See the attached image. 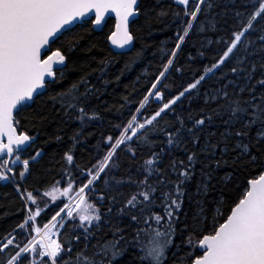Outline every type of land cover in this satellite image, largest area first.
I'll return each instance as SVG.
<instances>
[{
  "label": "trees",
  "instance_id": "16d2710c",
  "mask_svg": "<svg viewBox=\"0 0 264 264\" xmlns=\"http://www.w3.org/2000/svg\"><path fill=\"white\" fill-rule=\"evenodd\" d=\"M137 10L127 51L107 43L112 17L50 43L64 67L14 113L32 142L0 180V264H189L264 170V0H139ZM151 90L175 98L159 110ZM94 173L85 192L96 220L65 219L60 250L39 255L34 225L68 199L50 190L76 191Z\"/></svg>",
  "mask_w": 264,
  "mask_h": 264
},
{
  "label": "water",
  "instance_id": "95a60500",
  "mask_svg": "<svg viewBox=\"0 0 264 264\" xmlns=\"http://www.w3.org/2000/svg\"><path fill=\"white\" fill-rule=\"evenodd\" d=\"M138 2L0 0V157L24 151L32 142L18 131L14 113L64 67V55L50 50V43L85 19L92 17V27L100 30L112 17L107 43L115 52L127 51L134 43L129 27L138 15ZM197 249L200 255L189 264H264V170L248 180L242 197L213 233L199 239Z\"/></svg>",
  "mask_w": 264,
  "mask_h": 264
},
{
  "label": "rangeland",
  "instance_id": "374dc122",
  "mask_svg": "<svg viewBox=\"0 0 264 264\" xmlns=\"http://www.w3.org/2000/svg\"><path fill=\"white\" fill-rule=\"evenodd\" d=\"M179 1L180 3L182 4H187V0H177ZM237 40V36H236V39L234 40V42L232 43V45L235 43V41ZM231 45V46H232ZM230 46V47H231ZM229 47V48H230ZM229 48L222 54V57L220 58V61L223 59V57L227 54V52L229 51ZM158 95V100L157 102L160 104V109L159 110H162L163 108H165L166 106H168L173 100L175 97L171 98L169 101H163L161 99V96L158 94V93H154L153 90H151L148 94V96H151L152 98H155V96ZM158 110V111H159ZM139 123L137 122H133V123H128L126 125V127L123 129L121 135H124L125 132L127 133L128 131H130L131 129H133L135 126H138ZM16 162H15V165L19 162H23V158L21 156L17 157L16 158ZM104 161H102L103 163ZM102 163L99 165V167L97 168L96 172L99 170V168L101 167ZM95 173L89 178V180L87 181L88 184L83 188V190L81 192L80 191V187H78V189L73 190L70 186L66 187L65 189H61V188H58L57 186H55L54 188H52V190H50V194L52 195H55V194H58V193H61L62 191L64 192V194L66 195V197H68V199L66 200V202L63 204L65 205L68 201H70L71 199H74V202L72 203V205L67 209V211L63 214V215H58L57 217L53 216L51 219V222L52 224H50L49 226H47L44 231H43V236H46L51 230L53 227L55 228H59L61 226V224L64 222L65 219H68V218H75L79 221H84V222H91V221H95L96 220V217H97V214H96V210H95V207L91 204V202L89 201L88 199V195L86 194L85 190L86 188L88 187L90 181H92L93 177H94ZM86 184V183H85ZM84 186V185H83ZM30 214H32V211L30 210ZM35 226V225H34ZM20 226H17L15 228L18 229ZM44 227V226H43ZM43 227L41 228H37L38 231L41 230ZM46 230V231H45ZM35 236L34 237H37V234H38V231L35 229ZM13 234V231L7 233L1 241H8L11 236ZM40 238V237H39ZM41 239V238H40ZM42 241V239H41ZM43 244V242H42ZM43 245H41L39 248H38V251L39 249L42 247ZM39 254V252H38ZM40 255V254H39ZM46 256V255H45ZM157 259V257L155 258Z\"/></svg>",
  "mask_w": 264,
  "mask_h": 264
},
{
  "label": "built area",
  "instance_id": "2783aa9c",
  "mask_svg": "<svg viewBox=\"0 0 264 264\" xmlns=\"http://www.w3.org/2000/svg\"><path fill=\"white\" fill-rule=\"evenodd\" d=\"M22 155V151H15L11 155V157H7L3 155L0 157V180H10L9 171H11L15 167L16 158ZM83 188L80 189L81 192ZM74 199L68 201L65 205H63L56 213L55 217L58 215H63L67 209L72 205ZM52 220V219H51ZM51 220L44 225V227L38 231L37 227L34 228L38 231L37 237H40L43 242V246L39 249L40 255H46L49 258H52V255L60 250V246L57 243V233L59 228L53 227L52 230L46 235L43 236L44 229L52 224Z\"/></svg>",
  "mask_w": 264,
  "mask_h": 264
}]
</instances>
